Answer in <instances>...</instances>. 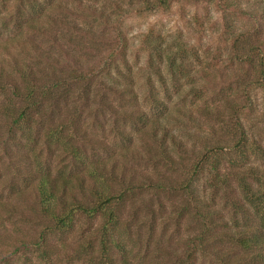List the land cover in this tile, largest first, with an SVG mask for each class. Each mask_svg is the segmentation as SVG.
<instances>
[{
  "label": "rangeland",
  "instance_id": "1",
  "mask_svg": "<svg viewBox=\"0 0 264 264\" xmlns=\"http://www.w3.org/2000/svg\"><path fill=\"white\" fill-rule=\"evenodd\" d=\"M142 1L0 0V45L15 55L23 50L35 56L34 45L50 51L76 69L77 73L55 67L65 77L80 75L81 69L87 73L108 68L103 76L96 72L87 85L81 81L62 85L46 105H51V112L54 109L55 118L76 114L74 126L93 143L78 147L84 163L114 165L132 192L118 202L115 230L110 233L125 248L127 264H188L184 261L193 249H197L196 264H238L246 259L245 250L216 234L264 235V215L250 205L249 215H234L220 197L212 196L206 169L221 163L264 175V83L253 73L249 84L238 82L243 76L237 61L251 46L263 43L264 47V0H173L141 14H128L120 24L128 45L121 53L118 33L106 19L117 20L116 6L136 11ZM239 9L253 14L241 15ZM35 23L42 33L32 29ZM91 28L96 41L76 31ZM232 34H244L243 50L231 47ZM0 55H6L1 48ZM111 87L135 91L137 103L118 99L109 91ZM8 98L9 94L0 95V104ZM245 101L249 109L240 117L247 146L232 151L237 132L228 120L233 112L234 119L239 116ZM139 110L145 114L144 124L137 121ZM5 121L0 113V138L4 136L0 141L8 132ZM154 125L175 137L174 143L172 138L167 140L165 150L170 154L180 149L192 156L204 149L212 151L198 173L192 198L177 190L148 187L168 185L167 180L178 184L189 173L188 166L173 172L172 165L162 159L159 144L148 135ZM11 137L13 143L6 148L15 158L16 171L8 168L5 146L0 145V259L7 264H102L98 237L106 217L77 214L69 227L57 228L28 187L30 162L23 154L29 144L19 134ZM38 156L43 166L54 168L60 162L43 149ZM260 179L264 192V176ZM105 183L115 196L122 187L119 180ZM204 226L213 229V235L193 248L191 240ZM112 254L121 264L118 250L113 248Z\"/></svg>",
  "mask_w": 264,
  "mask_h": 264
},
{
  "label": "trees",
  "instance_id": "2",
  "mask_svg": "<svg viewBox=\"0 0 264 264\" xmlns=\"http://www.w3.org/2000/svg\"><path fill=\"white\" fill-rule=\"evenodd\" d=\"M26 1L31 3L32 0ZM171 1L173 0H152V2L151 0H143L142 8L136 11L117 9L116 6L114 11L117 20L107 18L106 22L108 26H112L115 32L118 33L117 44L120 45L121 53L126 52L128 47L127 40L120 29V24L123 22L122 19L128 14H141L156 7L166 6ZM237 11L241 15L253 14L242 11V9ZM259 22L260 20H258ZM61 24L64 23L61 22ZM31 26L32 29L37 30L39 33L43 32L40 25ZM76 31L83 38L96 41V33L92 28L89 31L85 29H76ZM243 35L238 34L235 37H233V34L231 35V47L234 50H243V44L241 43ZM262 46L263 43L259 46H251L246 50L243 59L237 60L240 64V75L243 76L241 81L238 82H242L243 85L250 83L248 80L250 73H253L259 82L264 83V47ZM73 47L76 46L74 45ZM0 48L6 54L5 56L0 55V95L9 94L7 101H3L0 104V113L5 117V123L8 128L4 141H0V145L5 146L3 156L9 165L8 168L15 170V158L11 157V152L6 146L9 142L13 143L14 139L11 136L16 133L29 144V150L23 154L30 162L29 172L31 175L28 187H31L34 191L33 194L39 201L43 214L53 220L55 226L59 229L69 227L77 214L93 217L104 215L106 222L98 237L102 264H116L114 254H112L113 248L121 254V264H127L125 248L114 239L116 236L110 235V233L115 230L118 202L124 201V196L131 197L132 192L128 191L129 189H127L123 175L118 177L114 165L110 166L109 164V166H106L104 163L97 162L88 166L84 163V157L78 147H84L86 143L88 145L93 143L89 137L81 135L74 126L76 121L74 115L76 114L67 113L64 118L59 117L60 115L55 118L54 109L51 112V105H46L62 85L79 81L87 85V82L94 77L96 72V75L103 76L109 72L108 68L88 69L87 73L81 69L80 75H76V69L71 68L66 60L54 57L50 51H44L36 45L33 47L35 50V56L33 57L21 49L23 54L15 55L10 53V49L7 46L0 45ZM64 53L66 56L69 55L67 51ZM122 60H124L123 57ZM31 62L34 63L33 66L30 65ZM42 62L50 66L42 68L39 65ZM77 63L75 61L74 65L78 66ZM55 67L69 68L76 73L65 77L66 73H63V76L62 73L58 75ZM109 91L118 99L127 100L131 104L137 103V93L133 90L125 91L111 87ZM125 92H129V94ZM126 97L130 100L126 99ZM245 102L246 104L241 106L238 111L239 116L234 119L236 112H233L228 120V124L237 132L236 138L232 141V151L235 149L242 151L247 146V135L240 117L245 108L249 109V101ZM138 112H140L141 116L137 121L144 124L145 114L140 110ZM56 113H59V111H56ZM125 114L127 115V112ZM166 133H168V130L158 131L155 125L148 131L150 138L159 144L162 159L167 164L172 165L169 168L173 172H179L187 170L188 166L189 173H186L185 178L178 184L174 185L172 181L167 180L168 185L166 183H155L150 184L148 187L157 191L165 188L177 190L192 198V188L198 179V173L202 171L203 165H205L206 160H209L208 156L212 151H204V149L197 155L194 154L192 156L187 154L185 150L180 149L176 155L175 153L170 154L166 152L165 147L168 144L167 140L171 139L173 135H166ZM174 138L171 139L172 143H174ZM41 149L46 152L50 159L60 160L56 167L51 168L40 164L38 154ZM217 154L218 152H213V155ZM186 157H189L188 165L185 162ZM206 170L209 176L210 188L213 192V194L211 192L209 194L220 197L223 203L230 206L234 215H249L250 207L248 205L264 215V192H261L262 183L260 179L264 175L262 176L256 169H243L240 165H234V167L226 165L224 167L221 163L209 164ZM108 179L111 181L119 180L122 185L116 196L114 190L105 183ZM28 181L26 184H28ZM115 197L117 200H114ZM212 230L209 226L201 228L191 240V243L194 244L193 248L202 246L206 239L212 237ZM234 230L237 229L235 228ZM216 235L218 237H229L236 242L238 247L245 250L246 259L241 260L238 264H254V262L256 264H264V262L260 261H264V256H261L262 254L264 255V235L256 236L251 234L247 236L244 233L238 232L235 234L230 231L221 233L223 236ZM248 250H251V252ZM252 256L255 257L251 258ZM256 256L258 257L256 258ZM196 260L197 249H193L191 253L187 254L184 263L196 264ZM0 264L7 263L0 259ZM179 264H182V262H179Z\"/></svg>",
  "mask_w": 264,
  "mask_h": 264
}]
</instances>
